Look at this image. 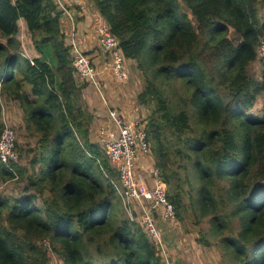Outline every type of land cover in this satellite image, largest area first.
Returning a JSON list of instances; mask_svg holds the SVG:
<instances>
[{
    "label": "trees",
    "instance_id": "obj_1",
    "mask_svg": "<svg viewBox=\"0 0 264 264\" xmlns=\"http://www.w3.org/2000/svg\"><path fill=\"white\" fill-rule=\"evenodd\" d=\"M91 2L123 59L137 62L136 99L147 111L137 127L174 208L169 221L194 226L180 238L194 233L210 246L215 236L226 249L222 264H264V113L250 112L264 91V0ZM60 18L54 0H0V107L1 99L15 105L28 134L16 140L13 170L0 164V185L22 187L0 194V264H164L116 189L118 174L93 129L103 109L87 100L93 87L76 75ZM20 21L38 56L22 50ZM3 124L0 111V133ZM177 236L174 264H185L191 246Z\"/></svg>",
    "mask_w": 264,
    "mask_h": 264
},
{
    "label": "rangeland",
    "instance_id": "obj_2",
    "mask_svg": "<svg viewBox=\"0 0 264 264\" xmlns=\"http://www.w3.org/2000/svg\"><path fill=\"white\" fill-rule=\"evenodd\" d=\"M84 0H64L68 4V7H66V11L68 14H70L73 18V21L77 28L80 27V29L75 33V39L77 42L78 47L85 52L83 46H93L91 50H94L92 54H87L90 58L94 59L96 62V65L99 66L102 65L104 59V55L101 59V63H98L100 51L98 47H96L95 39L97 38L95 33H90L88 30H86V27L84 23L86 22V19L93 17V15H89V17L83 15H80L79 13H76L75 5L79 4L82 5V2ZM85 5L86 1L84 2ZM94 8V7H93ZM95 9V8H94ZM87 12L88 10L85 9ZM96 11V10H95ZM75 12V13H74ZM97 12V11H96ZM61 28L63 29L65 33V37L67 35V31L69 30V16L67 13L61 12ZM89 13V12H88ZM264 13V10L261 9V15ZM77 18V21H76ZM95 18V16H94ZM93 18V20H94ZM93 20L90 23V27L93 23ZM76 21V22H75ZM90 22V20H89ZM78 24L80 26H78ZM80 33V34H79ZM18 40L21 42V48L22 50L28 54L30 57L38 56V52L35 51L33 48V45L29 39V35L24 27V24L22 21H20L19 26V32L17 35ZM95 45V46H94ZM102 56V55H101ZM259 59L262 60L261 57ZM259 59L251 63L249 66V72L252 76L258 77L259 76V70H260V62ZM126 72L124 73V79L120 80L114 77V74L109 66L108 63H106V67L110 69L111 74L102 73L95 81H91V85L93 87L92 94L96 97L93 98L91 95L90 97L87 95V100L89 102H94V104L102 107V111L97 110L96 116L93 122V127L95 122L97 125L93 128L97 130L98 125L102 123L103 120L106 118V114L108 111V105H111L113 107H116L115 109L119 114H122L125 119H131L133 120L134 124L138 126L139 124H143L145 119V115H147L146 109L138 103L136 99L137 93L142 88V81L141 77H137V75H140V72L137 69V62L132 59H124L123 60ZM103 63V67H104ZM77 75V74H76ZM77 83H79V80H77ZM98 98V99H97ZM99 100V102H98ZM0 111L2 114V119L4 116H6L5 120L9 122V124L13 125L14 130L16 129L15 133H17V140L18 142H21L22 144L26 143L24 142L28 134L22 129V124L20 121V114L17 110V107L14 105H11L9 102H5L1 99V107ZM251 113L255 115H260L264 113V91L261 92L255 102L254 107L250 110ZM95 135V134H94ZM31 141V140H29ZM24 158L20 159L19 163L24 164ZM154 163V160L151 156H141L137 155L136 158L133 159V164L137 165L138 171L137 174L140 173V164H143L144 166H152ZM136 167V168H137ZM142 170V169H141ZM143 171V170H142ZM148 171V169H147ZM149 174V172H148ZM144 177V176H143ZM118 187L120 190V198H124L123 189L120 187V184L118 183ZM22 189L21 183H18L16 180H8L6 182L1 183L0 185V194L2 195H15L20 192ZM124 204V203H123ZM127 206L126 212L131 220L138 223L143 229L147 230L142 223V209L140 207V204L134 200L128 199L126 201ZM143 207L148 208V205L143 204ZM161 210V207L159 208ZM154 220H159L162 224L160 225V229H158L157 236L154 237V240L157 242V244L160 246L161 251L165 254L164 264H174L176 263V256L177 254L181 253V246L177 245L175 243V238L172 237L174 234H177L180 241H183L184 246L190 245V249H186L183 254L186 259L185 264H222L220 262V259H223L222 255H224L227 258L226 255V249L223 248L222 245L219 246L220 243L217 242V239L215 236H211V241L213 242L210 246H204L202 243H199L197 238L200 236L198 235L197 238H195V234H190L183 240V237L180 238V235L182 234V231L186 227H194L190 218H186L183 220V222L180 221H169V219H165L164 215L156 214L154 215ZM155 223V221H154ZM175 223V224H174ZM143 224V225H142ZM204 229H208L209 224L207 222V219L203 220L200 224ZM158 237V238H157ZM171 245V246H170ZM215 247H214V246ZM221 247V248H220ZM187 254V255H186ZM50 264H59L55 257L52 258Z\"/></svg>",
    "mask_w": 264,
    "mask_h": 264
},
{
    "label": "built area",
    "instance_id": "obj_3",
    "mask_svg": "<svg viewBox=\"0 0 264 264\" xmlns=\"http://www.w3.org/2000/svg\"><path fill=\"white\" fill-rule=\"evenodd\" d=\"M54 2L59 11L67 13L65 8L68 4L64 0H54ZM67 15L71 27L67 31L66 44L71 46L74 52L73 66L75 72L80 78L95 81L97 79V69L92 65L90 58L78 47L75 39V23L72 16L68 13ZM95 29L99 47L112 57L111 61L107 63L115 78L124 79L126 69L123 65V56L117 49L115 37L108 31L104 23H98ZM258 54L259 57L264 59V36L260 39ZM96 136H98L100 144L104 147L109 162L118 174L119 184L124 193V207L129 206L126 205L128 199L138 202L142 209V223L151 235L156 237L158 231L153 216L159 214L164 215L165 219L173 218L174 208L164 190L160 170L154 166L140 164V173L137 174L138 167L133 164V159L137 155L149 156L150 147L145 130L137 127L133 120L125 119L122 114L117 112L115 107L108 105L106 120L97 127ZM15 140L12 126L4 120L0 133V163L8 166L10 170H13L11 164L18 162ZM116 189L120 194L118 186H116ZM143 204L148 205V208L143 207ZM160 207L161 210H159ZM164 259L166 260L165 256Z\"/></svg>",
    "mask_w": 264,
    "mask_h": 264
},
{
    "label": "crops",
    "instance_id": "obj_4",
    "mask_svg": "<svg viewBox=\"0 0 264 264\" xmlns=\"http://www.w3.org/2000/svg\"><path fill=\"white\" fill-rule=\"evenodd\" d=\"M86 1V4L87 5H85L84 4V2ZM75 5V9H76V13H79L80 15H85V16H87V17H89V15H93V17H90V18H88V19H86V22L84 23V25H85V27H86V30H88L90 33H95V35H96V29H95V26L98 24V23H104L103 22V18L102 17H100L99 15H98V13L95 11V9L93 8V6H92V2H91V0H84L83 2H82V5H80V3L79 4H74ZM85 9H87L88 10V12L85 10ZM75 13V12H74ZM94 16H95V18H94ZM93 18H94V20H93ZM89 20H90V22H89ZM93 20V23H92V25H91V27H90V23H91V21ZM76 21H77V18H76ZM80 26V25H79ZM70 24H69V28L68 29H70ZM95 45H96V47H98V43H97V38L95 39V43H94ZM94 45V46H95ZM84 47V49H88V48H92L93 46H83ZM99 61H98V63H101V56H99ZM95 62V64H96V62L97 61H94ZM103 63L105 64L104 65V67H103ZM103 63H102V65L101 66H99L98 64L97 65H95V67H96V69H97V78L102 74V73H106V74H110V75H112L111 74V71H110V69H108L107 67H106V59L103 61ZM115 77V76H114ZM109 106H111V105H109ZM113 107V106H112ZM116 108V107H115ZM100 111H102V110H100ZM106 118V117H105ZM106 120V119H105ZM105 120H103L102 121V123L105 121ZM131 120V119H130ZM97 125V123L95 122V124H94V127ZM99 126V125H98ZM94 133H95V131H94ZM96 134V133H95Z\"/></svg>",
    "mask_w": 264,
    "mask_h": 264
},
{
    "label": "clouds",
    "instance_id": "obj_5",
    "mask_svg": "<svg viewBox=\"0 0 264 264\" xmlns=\"http://www.w3.org/2000/svg\"><path fill=\"white\" fill-rule=\"evenodd\" d=\"M62 14V13H61ZM76 22V21H75ZM74 27H76L75 25H74ZM75 32H76V30H75ZM99 46V45H98ZM124 60V59H123ZM263 60V59H262ZM109 60H106V63L108 62ZM95 67V66H94ZM95 69H96V67H95ZM5 118H6V116H4V118H3V123H4V120H5ZM8 124H9V122L8 121H6ZM11 125V124H10ZM12 126V129L14 130V128H13V125H11ZM14 133H15V130H14ZM15 137H16V133H15ZM16 140H17V137H16ZM16 140H15V143H16ZM0 164H2V163H0ZM2 165H4V164H2ZM152 166H154V165H152ZM155 167V166H154Z\"/></svg>",
    "mask_w": 264,
    "mask_h": 264
},
{
    "label": "bare ground",
    "instance_id": "obj_6",
    "mask_svg": "<svg viewBox=\"0 0 264 264\" xmlns=\"http://www.w3.org/2000/svg\"><path fill=\"white\" fill-rule=\"evenodd\" d=\"M123 65H124V63H123ZM75 69V68H74Z\"/></svg>",
    "mask_w": 264,
    "mask_h": 264
}]
</instances>
